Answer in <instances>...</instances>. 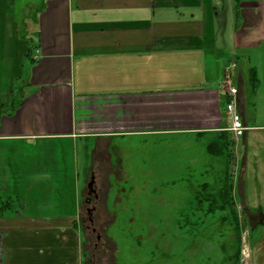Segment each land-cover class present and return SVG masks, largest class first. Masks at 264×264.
Masks as SVG:
<instances>
[{
  "label": "crops",
  "instance_id": "obj_1",
  "mask_svg": "<svg viewBox=\"0 0 264 264\" xmlns=\"http://www.w3.org/2000/svg\"><path fill=\"white\" fill-rule=\"evenodd\" d=\"M0 111V264H83L79 142L224 135L264 264V0H0Z\"/></svg>",
  "mask_w": 264,
  "mask_h": 264
},
{
  "label": "rangeland",
  "instance_id": "obj_2",
  "mask_svg": "<svg viewBox=\"0 0 264 264\" xmlns=\"http://www.w3.org/2000/svg\"><path fill=\"white\" fill-rule=\"evenodd\" d=\"M118 140L112 160L123 159L119 173L104 171L110 167L96 159L100 146L78 143L79 168L96 171L80 173L85 213L73 227L82 236L83 264H244L249 227L236 188L234 141L228 146L219 137L222 153L215 156L203 139Z\"/></svg>",
  "mask_w": 264,
  "mask_h": 264
},
{
  "label": "trees",
  "instance_id": "obj_3",
  "mask_svg": "<svg viewBox=\"0 0 264 264\" xmlns=\"http://www.w3.org/2000/svg\"><path fill=\"white\" fill-rule=\"evenodd\" d=\"M253 80V79H252ZM255 83H257V81L255 80ZM1 113V111H0ZM220 138L222 139L223 143L226 145H230V144H233V140L228 137V136H220ZM208 150L215 156H220L221 153H222V150H221V146L219 144V142H217V140L211 142L209 145H208ZM232 199V198H231Z\"/></svg>",
  "mask_w": 264,
  "mask_h": 264
},
{
  "label": "built area",
  "instance_id": "obj_4",
  "mask_svg": "<svg viewBox=\"0 0 264 264\" xmlns=\"http://www.w3.org/2000/svg\"><path fill=\"white\" fill-rule=\"evenodd\" d=\"M228 92L230 93V94H232V93H235L236 91H235V89L234 88H232V87H229V89H228ZM234 107H235V105L233 104V103H230L229 105H228V109H229V111H234ZM236 130H238V131H241L242 130V127L241 126H236V124H235V127H234Z\"/></svg>",
  "mask_w": 264,
  "mask_h": 264
},
{
  "label": "water",
  "instance_id": "obj_5",
  "mask_svg": "<svg viewBox=\"0 0 264 264\" xmlns=\"http://www.w3.org/2000/svg\"><path fill=\"white\" fill-rule=\"evenodd\" d=\"M94 183H95V180H94V178H92L91 182L89 183V192H90V194L96 192L95 189H94Z\"/></svg>",
  "mask_w": 264,
  "mask_h": 264
}]
</instances>
